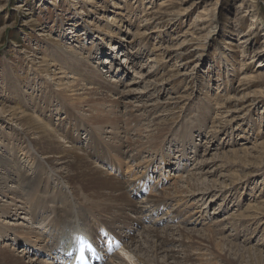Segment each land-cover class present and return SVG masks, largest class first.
Masks as SVG:
<instances>
[{
    "label": "rangeland",
    "instance_id": "obj_1",
    "mask_svg": "<svg viewBox=\"0 0 264 264\" xmlns=\"http://www.w3.org/2000/svg\"><path fill=\"white\" fill-rule=\"evenodd\" d=\"M69 76L90 89L72 91ZM19 111L42 115L60 150L94 152L96 129L102 149L131 140L120 165L86 155L103 172H122L115 181L137 209L104 212L92 190L61 185L100 221L122 213L126 223L115 224L149 264H264V0H0V172L22 164L60 181L64 159L41 155ZM97 116L121 118L122 132ZM10 187L0 188V251L11 254L1 264H15L13 255L19 264L53 260L37 238L48 245L51 226L21 213L44 195L16 199ZM31 228L37 235L22 240ZM158 234L169 239L166 253ZM136 254L120 248L105 262L139 264Z\"/></svg>",
    "mask_w": 264,
    "mask_h": 264
},
{
    "label": "bare ground",
    "instance_id": "obj_2",
    "mask_svg": "<svg viewBox=\"0 0 264 264\" xmlns=\"http://www.w3.org/2000/svg\"><path fill=\"white\" fill-rule=\"evenodd\" d=\"M92 75H93V72L90 75H88V78L93 77ZM69 78H71V80L69 81V84L71 86L69 88L72 91H75V90L86 91L90 89V87H88L89 82L85 83L84 78L82 77L76 78L74 76H69ZM140 81L142 80L140 79ZM35 109L39 110V111H36V113L40 112V114H42L41 109L36 108V107ZM19 112L22 113L19 119H21V123H23L24 125L23 127H26L27 130L32 131V134H38L36 137L28 139L30 143L37 150H40L41 155H47L48 158L51 157L52 153H57V155H59V157H61L62 160L64 159L65 165L67 166L69 170V174L67 175L61 174L60 175L61 180L56 181L54 178L52 179L51 173L45 174V177H44L43 175L36 173V171H34L33 168H31L30 166H28V169L23 170L22 168L24 166H22V164H19V160H18L17 163L20 165V167L19 169L14 168L13 174H12L13 166H8L4 168L5 169L4 173L6 175L0 172V188L1 189L5 187H10L9 183L11 181L15 182V180L19 179L15 183H12L15 185H11V187L8 188L9 189L8 191L12 193V195L16 199L19 197L21 198V200H24L23 195L26 193H31L32 196L35 194L44 195L43 199L40 198L41 203H42L41 205L42 208L41 206L39 208H37L36 206H30L29 207L30 210H28L27 208L23 209V207H21L20 205L18 206L19 208L23 209V211L21 212L23 214L22 217H24V219H28L27 222H30L31 225L33 226L38 225L41 227L51 226L50 228H51V231L53 230L54 232V238L50 239L51 241V243L49 242L51 244L50 247L51 246L58 247V250L60 253L56 255L54 252L51 253L49 251L48 249L50 248L49 244L45 245L46 244L45 242L48 239V237H43V240L41 237H37L38 240L45 241L44 246L47 249L45 250L42 248L41 249L45 251L47 255H49L50 253L51 257H53L52 258L53 260L55 256L60 257L62 255L64 258V262H67V264H75L76 260H72V259L69 260V258L72 257L73 255H76L77 250L80 251L81 248H83V250L90 253L91 255H95L96 252L98 251L96 248H91L88 245H84L78 249V245L81 239L86 236H91L93 241H95L96 239H99L97 236L99 232L101 231L103 233H106L109 237H113V239L116 240V242L119 243L121 247H123V251L126 254L137 253L136 255H138L139 253L136 252V249L134 248V246L137 247V245L135 244H137L138 242H133V243L129 242L128 240L129 237H128V233L126 230V226L122 227L118 223L115 224V219L118 218V216L121 215L122 213L120 214L119 212L115 211L117 215L116 214L114 216L111 215L113 218L110 220L104 219L102 217L101 218L98 217L101 219L100 221L97 218H95V216L93 217L91 213H89L90 212L89 209L90 208L92 209L91 206L85 207V208H82V207L75 208L74 205L75 203H77V201H79V204H78L79 206H81L82 202H80V200L75 198L74 196H71V194L67 192L64 186L61 185L62 181H65L67 183H73V184L80 183L86 188L87 191L92 190L90 195L94 196L95 194H97L100 197L98 201H100L101 207L100 206L98 207L101 208L104 212H107V211L109 212L112 206H119L121 208L131 206L133 209H137L139 206L134 207L135 203L132 202L131 199H129V194L128 192H125L126 186H124L123 182L115 181L116 176L120 177L122 175V172L117 171L116 173H114L115 175H112L111 170H110L111 172H103V170L100 168V165H98L96 162L97 155L99 156L98 162H101V155H102L103 160H104L102 163L107 165L108 168H111V166L113 167L116 166L117 162L120 165V163H122L123 161L122 156L125 155V148H129L133 145L132 143H128L131 140L123 141L124 139L122 137H119L120 140H118L119 141L118 145L105 146L104 144L106 148L102 149L104 148L102 147V145L100 146L101 144L100 142H103L101 140L102 136H100L101 134L100 130L96 129L97 135H94V137H92L95 139H93L91 143L92 149H94V152L87 150L88 155H90L89 157L95 159L96 160L95 161V160H91L90 158H88V156L86 155L87 153L86 154L81 153L80 150H77V148H74V147L66 151L64 149L60 150L56 146L58 143V138L56 137L58 131L52 128L49 124H46L43 121L42 115L40 114L36 115L34 113H28L25 111H19ZM137 117H138L137 115H134L133 120H138ZM97 119L101 123L113 125L114 129L118 132V134L122 132V129L124 128V124H120V123H124L122 122L121 118L117 119L114 117V118H110V121H106L105 116L104 117L97 116ZM79 122H80L79 120L74 121V123H79ZM80 123L84 127H86L85 124H83L82 122ZM62 129L64 131L67 130L66 127L65 128L63 127ZM67 134H69L70 137L75 139L72 130H68ZM156 137L158 138V136ZM152 146L153 144L149 145V147H152ZM158 149L159 147H156V148H153L152 150H158ZM100 150H103V151H100ZM112 154H114L115 157ZM33 157L35 156L33 155ZM40 161H41L40 159L36 160L37 163H41ZM46 162L48 163V160ZM30 163L33 165L35 163V160L33 161L31 159ZM49 165L51 166V168H53L52 163H49ZM40 171L43 172L44 169L40 168ZM124 182H125V185L132 184L130 182H127V180ZM52 183H54L57 186H52L51 185ZM131 190L133 191L132 187H131ZM135 190L139 192L140 187L139 188L136 187ZM100 194L102 195V198ZM203 196H204L203 194L200 195L199 197L200 200H201V197ZM33 199H35L36 201V197H34ZM49 199H52L55 205L51 207L45 206L46 202H48ZM110 200L113 201L112 204L109 202ZM148 201L155 202L156 205L160 204V203H156V200H153L150 198H148ZM22 204H24V202H22ZM47 211H51L50 216L48 215L49 212ZM10 213L11 212H9L8 215H10ZM14 213H18V211H15ZM118 220L121 221L122 223H126V221L120 220V218H118ZM87 227L89 228L88 230H87ZM40 234L41 236H44L43 233L40 232ZM27 235L35 236L37 235V233L31 228L29 232H24V237L22 238V240H25V237H27ZM60 236L61 238L58 239ZM155 237L159 238L158 240L159 242L157 244L158 252L160 250L161 251L163 250V252L166 253L165 251H167L166 249L168 247L165 245H169V244H166V241L169 239L166 237H162L159 234L156 235ZM131 239L133 240L134 238H130V240ZM26 249H24L23 251H26V252L30 251V249L28 248ZM42 250H39L38 252H41ZM66 250H67V253L64 254ZM10 255L4 251H0V258L9 257ZM115 257L120 258L119 254H116ZM137 257H138L137 259L140 262L139 264H149L148 260H146L148 258H142L139 255ZM11 258L15 264L20 263V260L14 255L11 256ZM104 259H105V255H104ZM104 259H102V257L99 256L97 260H99L100 262L103 261L102 264H114L113 263L114 261L110 260L109 262H105ZM53 260H50V259L49 261L44 260L40 262V264H55Z\"/></svg>",
    "mask_w": 264,
    "mask_h": 264
},
{
    "label": "snow or ice",
    "instance_id": "obj_3",
    "mask_svg": "<svg viewBox=\"0 0 264 264\" xmlns=\"http://www.w3.org/2000/svg\"><path fill=\"white\" fill-rule=\"evenodd\" d=\"M81 258H83V248H81Z\"/></svg>",
    "mask_w": 264,
    "mask_h": 264
}]
</instances>
